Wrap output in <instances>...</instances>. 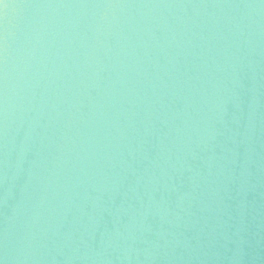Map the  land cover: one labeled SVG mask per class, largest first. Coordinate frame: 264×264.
Segmentation results:
<instances>
[{"label": "water", "instance_id": "obj_1", "mask_svg": "<svg viewBox=\"0 0 264 264\" xmlns=\"http://www.w3.org/2000/svg\"><path fill=\"white\" fill-rule=\"evenodd\" d=\"M0 264H264V0H0Z\"/></svg>", "mask_w": 264, "mask_h": 264}]
</instances>
